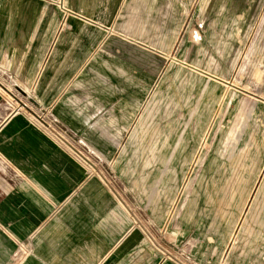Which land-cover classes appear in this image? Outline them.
I'll use <instances>...</instances> for the list:
<instances>
[{
	"label": "rangeland",
	"instance_id": "rangeland-1",
	"mask_svg": "<svg viewBox=\"0 0 264 264\" xmlns=\"http://www.w3.org/2000/svg\"><path fill=\"white\" fill-rule=\"evenodd\" d=\"M28 4L56 26L35 66L0 59V126L28 114L94 173L130 260L264 264V0H0V18Z\"/></svg>",
	"mask_w": 264,
	"mask_h": 264
},
{
	"label": "crops",
	"instance_id": "crops-1",
	"mask_svg": "<svg viewBox=\"0 0 264 264\" xmlns=\"http://www.w3.org/2000/svg\"><path fill=\"white\" fill-rule=\"evenodd\" d=\"M17 13L14 6L0 18V59L19 49L28 69L37 64L34 51L47 47L56 25L48 18L43 24L27 22ZM69 100L63 99L62 109L69 123L80 127V112L69 108L75 102ZM178 151L187 147L176 143L173 158ZM0 156L13 175L0 193V264H14L17 239H30L34 250L20 264H144L142 256L130 260L127 213L94 173L28 114L16 112L2 123Z\"/></svg>",
	"mask_w": 264,
	"mask_h": 264
},
{
	"label": "built area",
	"instance_id": "built-area-1",
	"mask_svg": "<svg viewBox=\"0 0 264 264\" xmlns=\"http://www.w3.org/2000/svg\"><path fill=\"white\" fill-rule=\"evenodd\" d=\"M30 243L31 241L29 239V241L26 242L23 241V244L19 246V252H21L22 255H20V257L17 254L15 255L14 264H18V262L20 263L23 262L26 259V257H28L32 253V245Z\"/></svg>",
	"mask_w": 264,
	"mask_h": 264
},
{
	"label": "bare ground",
	"instance_id": "bare-ground-1",
	"mask_svg": "<svg viewBox=\"0 0 264 264\" xmlns=\"http://www.w3.org/2000/svg\"><path fill=\"white\" fill-rule=\"evenodd\" d=\"M31 9H32V5L28 4V7L22 11L20 17H22L23 19H25V21L30 22V17H31ZM262 198V197H261ZM233 197L232 196H228L225 200V203L231 204L233 202ZM263 200V199H262ZM262 202V201H261ZM258 209V208H257ZM221 214H224L223 212H220Z\"/></svg>",
	"mask_w": 264,
	"mask_h": 264
}]
</instances>
